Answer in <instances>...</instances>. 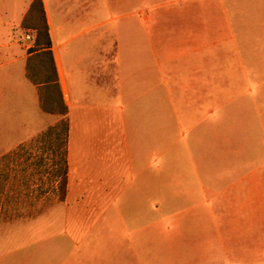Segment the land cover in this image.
<instances>
[{
	"label": "rangeland",
	"instance_id": "1",
	"mask_svg": "<svg viewBox=\"0 0 264 264\" xmlns=\"http://www.w3.org/2000/svg\"><path fill=\"white\" fill-rule=\"evenodd\" d=\"M14 1L0 0L1 21ZM104 3L92 0L91 33H116L128 9L150 15L154 33H202V123L173 130L145 179L118 161L110 133L103 164L80 166L88 197L68 212L61 127L11 149L23 139L13 119L0 132V264H264V0ZM24 30L28 48L35 31Z\"/></svg>",
	"mask_w": 264,
	"mask_h": 264
},
{
	"label": "crops",
	"instance_id": "2",
	"mask_svg": "<svg viewBox=\"0 0 264 264\" xmlns=\"http://www.w3.org/2000/svg\"><path fill=\"white\" fill-rule=\"evenodd\" d=\"M135 1L104 4L121 9ZM31 2L14 1L0 20V132L10 135L13 119L21 116L23 139L11 149L27 148L35 139L42 145L47 137L41 135L67 120L64 200L71 212L88 197L84 183L91 174L80 166L103 164L110 133L116 132L118 161L145 179L150 159L170 148L173 130L202 123V33H154L150 15L129 9L117 16L116 33H91L92 0H43L64 117L41 109L37 86L26 76L30 47L19 42L26 33L20 23ZM46 148L53 152L52 144Z\"/></svg>",
	"mask_w": 264,
	"mask_h": 264
},
{
	"label": "trees",
	"instance_id": "3",
	"mask_svg": "<svg viewBox=\"0 0 264 264\" xmlns=\"http://www.w3.org/2000/svg\"><path fill=\"white\" fill-rule=\"evenodd\" d=\"M20 26L24 29L35 31L32 46L28 49L26 61V76L37 86L39 104L41 109L49 114L67 115V106L64 102L55 59L51 49V36L46 19L43 0H32L28 11L21 20ZM60 126L63 134L62 161L57 168L59 175L58 198L63 201L67 187V162H66V134L67 120L61 119L58 124L47 129L41 138L54 135V129Z\"/></svg>",
	"mask_w": 264,
	"mask_h": 264
}]
</instances>
